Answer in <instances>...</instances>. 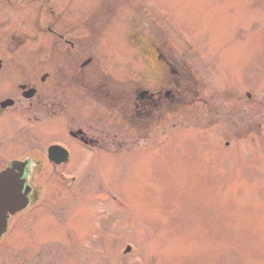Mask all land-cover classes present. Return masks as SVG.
Listing matches in <instances>:
<instances>
[{
  "label": "rangeland",
  "instance_id": "obj_1",
  "mask_svg": "<svg viewBox=\"0 0 264 264\" xmlns=\"http://www.w3.org/2000/svg\"><path fill=\"white\" fill-rule=\"evenodd\" d=\"M99 2L113 26L91 44L90 83L121 93L123 116L103 120V149L94 150L56 123L21 130L17 119H0V171L51 141L71 153L63 169L30 165L38 199L11 218L0 264H264V0L91 3ZM23 4L0 8V56L10 69L34 67L38 43L51 42L47 13ZM156 48L194 77L197 101L131 125L125 109L137 91L153 90ZM174 75L164 89L175 93ZM93 95L87 123L103 115ZM5 126L16 135L5 136ZM115 135L119 154L109 153Z\"/></svg>",
  "mask_w": 264,
  "mask_h": 264
},
{
  "label": "flooded vegetation",
  "instance_id": "obj_2",
  "mask_svg": "<svg viewBox=\"0 0 264 264\" xmlns=\"http://www.w3.org/2000/svg\"><path fill=\"white\" fill-rule=\"evenodd\" d=\"M23 1L25 0H0V8L25 10L27 4L21 5ZM26 1L38 9L40 8V13L44 11L47 13L46 31L51 42H48L46 46L44 42L38 43L39 51L34 53V57L37 59L36 64L26 70L8 68L6 55L0 56L3 65L0 71V80L4 82L5 86V90L0 94V119L9 120V117L17 119L19 121L17 128L23 125L21 130L26 129L27 126L56 123L60 125L64 135L84 147L103 149L101 145L104 132L101 131V123L103 120L112 122L110 124L119 122L121 118L118 116H123V111L121 112L120 109L125 103L121 93L114 92L112 95L102 83L98 84L95 89L90 83L91 70L89 67L93 63L96 65L90 53L91 44L103 29L112 25L108 20L111 11L107 12L102 8V2L93 4L92 0ZM124 1L128 3L127 0H118V3L122 4ZM128 1L131 3V0ZM41 17L43 18V16ZM151 59L154 63L149 71L156 75L147 76L146 84L149 87H154L153 90L148 89L141 93L137 91L133 102L134 109L126 110V107L124 108L126 111L124 118L125 120L128 118L131 125L135 124V120L138 121V124L140 119L141 121L146 119V125L152 123L155 118L164 120L165 115L169 114L168 110L172 104L186 109L197 101L198 91L193 89L190 84L191 82L195 83V80L192 79L194 77L186 74L184 66H180L178 70L175 56L173 57L170 51L161 52L159 48H156L151 52ZM94 64L93 66L96 67ZM98 69L100 75L101 67ZM9 72L13 75H10ZM171 73L175 74L172 78L175 81L173 87L177 88L175 93L164 89L168 83H171ZM13 76H17V78H12ZM181 78L182 80H180ZM14 81L15 83L12 84ZM91 88L96 101L94 102L98 104L100 110H103V115L99 117V120L87 123L86 119L91 118L89 115ZM188 89L190 94H188ZM192 90L193 92L195 90L194 94L191 93ZM191 95L193 96L191 97ZM80 108L83 109L81 115ZM106 112L108 116L105 114ZM17 128H14L15 131L11 133L12 131H8L9 128L5 126L3 128L4 135H16ZM135 129L131 131L133 135L136 134L138 128ZM29 135H32V131ZM116 137L115 135L112 138L114 139L111 144L113 149H109L111 154H119L122 151L121 148L115 147L117 145ZM58 144L63 145L58 141H51L45 146H36L39 148L36 149L37 153H30L31 155H27L24 159L11 160L0 171H5L19 163L26 164L24 176L27 179L25 187H30L27 196L29 202L32 197L34 200L38 199L28 183L32 163L38 167H50L52 170L63 169L70 163L71 157L64 158L60 151L50 153V147Z\"/></svg>",
  "mask_w": 264,
  "mask_h": 264
},
{
  "label": "water",
  "instance_id": "obj_3",
  "mask_svg": "<svg viewBox=\"0 0 264 264\" xmlns=\"http://www.w3.org/2000/svg\"><path fill=\"white\" fill-rule=\"evenodd\" d=\"M25 186L22 164L13 165L0 174V238L8 229L10 217L28 207L29 189Z\"/></svg>",
  "mask_w": 264,
  "mask_h": 264
}]
</instances>
